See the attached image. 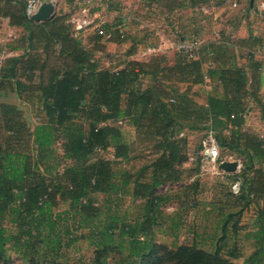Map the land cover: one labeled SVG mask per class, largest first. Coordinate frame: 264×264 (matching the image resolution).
Segmentation results:
<instances>
[{"label":"trees","instance_id":"trees-1","mask_svg":"<svg viewBox=\"0 0 264 264\" xmlns=\"http://www.w3.org/2000/svg\"><path fill=\"white\" fill-rule=\"evenodd\" d=\"M158 1L146 0L151 4ZM209 1L212 0H190L188 4L194 8ZM177 5L184 7L183 3ZM0 18L8 19L10 26L24 32L16 48L23 52L11 57V62L23 63V74L31 75L32 69L39 72L33 88L43 111L41 122L30 130L16 106L0 104V261L3 264H9V251L27 264H55L61 249L77 239L69 237L73 225L88 231L87 239L96 251L109 253L126 247L136 260L149 257L154 248L153 228L164 201L163 196L155 194V189L179 176L176 167L187 157V139L178 137L184 129H211L220 151L244 160L243 181L239 177L233 181L240 183L237 196L245 204L250 196L263 199L253 220V230L245 235L251 241L252 251L241 264H264V138L245 129L246 115L251 110L249 101L257 105L260 119L264 120L259 62L248 66L249 76L244 67L235 63L208 67L205 74L200 56L187 60L181 55V60L172 67L157 68L156 59H151L148 63L129 61L118 70L101 69L93 54L103 51L101 36L93 38L91 50L85 49L80 39L71 35L66 15L56 12L48 20L36 23L25 14L23 1L0 0ZM208 47L211 48L208 57L214 55L209 61L212 64L216 53L211 45ZM34 49L39 53L31 55ZM40 53L44 60L38 59ZM36 59L40 65L33 64ZM166 69L173 72L176 82L203 85L205 77L213 80L215 85L206 95L205 103H193L187 92L176 94V88L172 90L178 99H170L162 87L157 88L163 75L159 74ZM146 75L151 76L156 87L141 86L140 78ZM165 80L174 81L163 78L162 82ZM121 119H127L139 138L154 141L152 147L157 156L149 165V181H139L124 171L117 175L109 159L88 161L95 151L107 149L112 150L113 159H128L130 147L115 125ZM56 135L62 139L61 157L68 163L61 171L49 163L54 158L52 146ZM249 170H253L251 178L246 174ZM95 193L143 200L141 219L117 226L118 219L112 217L110 224L99 231L102 212L96 206ZM59 203H66L67 208L57 211ZM116 228L118 234L114 233ZM98 255H95L97 261ZM229 256L237 254L229 252ZM173 264L232 263L218 251L209 253L180 245L175 249Z\"/></svg>","mask_w":264,"mask_h":264},{"label":"rangeland","instance_id":"rangeland-1","mask_svg":"<svg viewBox=\"0 0 264 264\" xmlns=\"http://www.w3.org/2000/svg\"><path fill=\"white\" fill-rule=\"evenodd\" d=\"M188 1L190 0H159L151 4L146 0H94L95 4L102 3L106 7V15H103L105 21L103 29L110 32L111 41L116 39V42H119L114 45L102 43L103 51L93 53L100 68L118 70L126 66L129 61L148 63L151 59H156L157 68L159 66L172 67L178 60H181V57L176 49L171 47V44L180 41V39L190 41L196 38L202 46L200 55L202 66L207 70V67L211 65L208 63L214 56L208 57L207 55L211 51V48L208 47L209 43L220 37V32L223 31L222 26L218 24H225L224 21H232L233 18L244 13V10L250 6V0L243 1L240 7V1H238L237 7H231L222 0H212L206 5H199L197 9L194 7L192 10ZM261 1L256 0L255 5L253 3L252 22L246 23L250 33L249 41L253 44L264 45V17L260 14L263 11L258 10V4ZM179 3H183L184 7L178 8L177 4ZM59 4L56 11H58ZM75 4V2L72 3L66 10V16L69 15ZM205 6L207 8H204ZM214 14L218 15L215 17ZM2 24L0 20V51L11 53L10 55L14 56L21 55L23 49L16 48L21 43L23 30H10ZM85 33H90V35L81 39L82 46L91 50L94 44L91 39L98 34L93 30H88ZM133 37L136 39L133 40ZM101 39L104 40L103 42L108 41L103 36ZM137 42L141 44L135 46ZM133 47L136 54L139 55L131 59V56L135 54L132 51ZM148 48L156 50L150 51ZM36 52L39 53L35 49L32 50L31 55ZM216 54H220V57L227 61V66L235 63L232 55L227 56L224 52ZM14 56L7 57L6 60H9H5L6 62L1 65L3 69L0 71V104L16 106L20 110L22 120L31 130L41 122L43 116L41 104H38V96L33 88V85L38 81L39 72L32 69L31 75L23 74V63L13 65L11 62V57ZM231 58L234 61H231ZM38 59L44 60L41 53ZM33 64L37 66L40 65V62L36 59ZM15 68L18 70L16 71ZM167 70L159 74L163 75L161 81L157 82V88L162 87L170 99L171 97L178 99L176 94L181 95L187 92L193 103L202 105L205 102L206 91H211V86L204 88L203 85L176 82V76ZM246 72L249 76L248 69ZM163 78H171L174 81L165 80L162 82ZM140 82L143 88L148 85L156 87V83L148 75L142 76ZM18 83L21 84V87L18 86ZM22 85L30 88H24ZM263 87L262 84L259 94L264 101ZM172 88H176V94L173 93ZM248 103L251 110L247 113V120L250 122L247 129L258 136L264 135L260 125H257L259 124L260 109L251 101ZM115 125L119 127L124 141L130 147L128 159H113L112 150L107 149L95 151L88 157V161L97 158L109 159L117 175L124 171L139 181H149L151 174L149 165L157 156L152 147L154 141L139 138L135 128L127 122V119H121V123L117 122ZM204 133V129H184L178 135L179 138L186 137L187 139V157L180 166L176 167L179 172L178 178L155 189V194L163 196L164 201L160 206V215L153 228L154 248L149 257L136 260L128 254L126 247L121 250L116 248L109 253L96 251L94 245L87 239L88 231L73 225L71 227L72 234L69 237H77V239L72 241L68 247L61 249L55 264H98L99 261L103 264H173L175 249L180 245L194 246L209 253L218 251L219 255L228 259L232 264H241L243 258L252 251L251 241L246 239L245 235L253 230V220L257 208L262 205L263 197L250 196L248 204H245L242 199L231 192L230 187L235 179L239 177L243 181L241 172L244 160L241 157H235L225 150L220 151L221 159H227L231 155L234 160L241 161V167L229 175L222 171L214 173L210 166L202 165L198 151ZM61 143L62 139L56 135L52 146L54 158L49 163L52 166L57 165V171H61L62 167L68 164L61 157ZM45 164L47 165V163ZM257 166V164L254 165V167ZM252 171L246 172L248 178L252 177ZM194 183H197L196 186H193ZM93 197L96 206L102 212L100 224L97 226L99 231L110 224L108 221L112 217L118 219L117 226L121 223L132 224L142 217L143 200L131 196L99 193L93 194ZM66 208V203H59L57 211H63ZM224 226L226 227L225 233L223 232ZM114 233L118 234L119 230L116 228ZM229 252H235L237 256L231 257ZM8 255L10 257L9 264H27L13 251H9ZM95 255H98L100 260L97 261ZM0 264L3 262L0 261Z\"/></svg>","mask_w":264,"mask_h":264},{"label":"built area","instance_id":"built-area-1","mask_svg":"<svg viewBox=\"0 0 264 264\" xmlns=\"http://www.w3.org/2000/svg\"><path fill=\"white\" fill-rule=\"evenodd\" d=\"M25 5V14L31 18L42 2H50L56 7L59 0H21ZM228 3L229 6L237 7L239 0H222ZM75 5L69 16H67L66 24L69 26L71 35L74 37L80 36L88 30L95 31L98 35L103 36L106 39H110L109 33L103 29L105 21L104 14L106 13V7L102 4H95L94 0H78L75 1ZM258 10L264 11V0L258 4ZM106 15V14H105ZM171 47H174L176 51L186 58L187 60L198 59L200 56L201 42L194 38L190 41L180 39V41L172 43ZM150 51H154V48H148ZM28 51V50H27ZM11 53L0 51V66L6 60ZM264 94V93H263ZM121 123V120L118 121ZM202 165L210 166L214 173L221 171L218 167L222 161H236L237 169L241 167L240 160H234L230 155L227 159L220 158V149L216 141L215 135L211 129L205 131L201 143L200 150L198 152ZM205 167V166H204ZM205 169V168H202ZM231 192L233 195H237L240 189V183L238 181L232 183Z\"/></svg>","mask_w":264,"mask_h":264},{"label":"crops","instance_id":"crops-1","mask_svg":"<svg viewBox=\"0 0 264 264\" xmlns=\"http://www.w3.org/2000/svg\"><path fill=\"white\" fill-rule=\"evenodd\" d=\"M75 1H77V0H72V2H71V0H59L60 4L58 3L59 7H58V11H56V12L59 14L66 15V12H67L66 10L68 8H70L71 4L74 3ZM243 1H245V0H240L239 7L241 6ZM253 3L255 5L256 0L253 1ZM252 5L253 4H250V6H248V9L244 10V13H241L235 19L233 18L232 21H229V20L224 21L225 24L219 23L218 25H221L223 28V31L220 32L221 38L218 37L217 39L211 40L209 45H211L212 49L215 50V53L224 52L227 56L232 55L233 58L235 59V63L238 66H243L245 69H248V66L251 63H253L255 61L259 62L261 65V84L264 85V83H263V81H264V45H261L260 43L259 44H253V43H251V41H249L250 33H249L248 28H247L248 25L246 23V22H252V13H253V9H254V7ZM197 8H198V6L195 7V9H197ZM204 8H207V6H205ZM192 9L193 8H191V10ZM212 9H214V7H212ZM260 14L264 17V11ZM214 15L216 17L218 14H214ZM242 15L244 16L243 18H242ZM67 16H69V15H67ZM0 20L3 23L2 25L6 26L10 30L11 29L12 30H21L20 28H15L13 26H10L9 21L6 18H0ZM89 35H90V33H87V34L82 33L77 38L80 39L81 42H83L81 39L83 37L89 36ZM132 39L134 40L136 38L133 37ZM91 41H93V39H91ZM103 41L104 40L101 39V43H103L105 45H110V44L114 45L115 43H119V42H114L113 40L112 41L111 40L106 41V42H103ZM92 43H90V44H92ZM140 44H139V42H137V45H135V46H138ZM132 51L135 54H133V56H131V59H134L139 54L138 53L136 54L134 47L132 48ZM233 58H231V61H234ZM225 63H227V61L225 59L221 58L220 54H216V61L213 64H211V62H209L208 65L211 64L210 67H215L218 64H225ZM202 69H203L204 73L206 74V69H204L203 66H202ZM213 85H215V82L213 80H211L210 78L205 77L204 82H203V87L204 88H210V86L213 87ZM206 92L208 94L210 91H206ZM247 115H246V119H245L246 120L245 121V129H247V127L250 123L249 120H247ZM248 117L250 118V116H248ZM257 125L258 126L260 125L259 127L264 132V120H261L259 118V124H257ZM260 137H264V135L262 134V135H260Z\"/></svg>","mask_w":264,"mask_h":264},{"label":"water","instance_id":"water-1","mask_svg":"<svg viewBox=\"0 0 264 264\" xmlns=\"http://www.w3.org/2000/svg\"><path fill=\"white\" fill-rule=\"evenodd\" d=\"M250 4H253V0H250ZM57 7L50 2H42L38 7L37 11L32 14L31 19L40 23L48 20L53 15H55ZM222 172L232 174L237 171V162L236 161H222L218 167Z\"/></svg>","mask_w":264,"mask_h":264}]
</instances>
